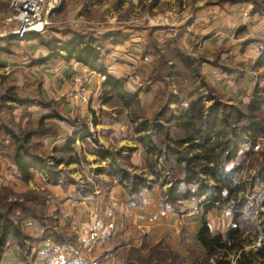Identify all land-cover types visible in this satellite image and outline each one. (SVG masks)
I'll return each mask as SVG.
<instances>
[{"label": "crops", "instance_id": "1", "mask_svg": "<svg viewBox=\"0 0 264 264\" xmlns=\"http://www.w3.org/2000/svg\"><path fill=\"white\" fill-rule=\"evenodd\" d=\"M105 2L61 0L45 33H30L27 39L19 40L14 33V23L10 21L9 0H0V73L12 72V83L16 87H11L13 91L22 98L33 100L30 103L10 100L27 110L30 126L37 130L32 142L38 150L52 153L76 136L73 147L78 152L77 158L61 164L67 168L68 175L63 178L65 185L47 183L41 173L30 181L32 188L50 191L54 198L49 211L56 213L58 231L68 238L59 242L42 241L33 246L29 258H34L38 252L34 264H121L120 255L124 249L142 247L150 239L157 243L167 235L175 237L176 241L183 225L187 228L186 240L204 250L196 237L200 228L198 212L180 214L164 210L159 186L146 192L140 204L130 200L127 187L117 177L111 181L113 185L96 187L88 195L75 192L78 184L94 177L97 168L113 164L111 157L102 152L109 150V142L79 137L84 128L96 132L102 130L99 115L108 109L100 97L105 77L103 71L90 69L74 57L65 59V51L61 52L62 57H51L50 49L41 40L70 39L76 32H92L95 36L118 30L126 32L128 39L110 47L105 71L125 78L127 87L139 94L152 70L140 44L143 32L129 29L110 17L107 23L89 17L97 8L105 11ZM253 8L250 3H236L227 9L204 10L196 20L193 32L187 33L182 40L185 47L192 48L194 39H205L203 52L208 55L205 59L208 61L202 63V72L225 99L233 102L246 101L256 84L264 88V15ZM209 56L214 57V61ZM227 58L230 62H222ZM211 62H219V66ZM40 100L53 102L54 108L40 104ZM262 108L264 111V102ZM93 112L99 118L95 126L91 120ZM102 177L109 179L106 173ZM96 222L109 229L93 241L90 233ZM31 224L34 227L31 236L40 238L44 229L39 222ZM211 228L213 232L228 229L227 226ZM2 264H24L18 244L6 249Z\"/></svg>", "mask_w": 264, "mask_h": 264}, {"label": "trees", "instance_id": "2", "mask_svg": "<svg viewBox=\"0 0 264 264\" xmlns=\"http://www.w3.org/2000/svg\"><path fill=\"white\" fill-rule=\"evenodd\" d=\"M250 4L254 11L264 15L263 5L257 1ZM126 39L128 34L118 30L99 36L92 32H76L70 39L41 40L50 49L51 57H62L61 52L65 51V59L74 57L90 69L103 71L105 79L100 90L102 103L117 115L113 119L120 120L121 117L133 128L155 181L152 184V179L145 173L137 174L127 170L110 150H100L111 157L113 164L97 168L96 179L104 173L110 177L109 183L114 178H119L120 183L127 187L130 200L138 204L144 200L146 192L159 186L164 210L184 213L183 205L187 202L195 205L200 213V228L196 237L206 256L200 264H264V238L256 249H246L245 246L246 231L255 235L264 233V211L253 222L247 215L248 195L254 189V184H264V156L249 179V185L238 178L240 156L255 154L253 148L264 135V88L256 84L246 101H229L203 74L201 65L208 60L192 56L178 47L171 49L173 51H166L168 55L170 53L169 57L159 50V58L156 64L152 63L148 79L150 83L160 81L162 87L156 94L157 107L153 115L148 116L138 92L127 87L125 78H118L105 71L110 47L121 44ZM211 63L219 66L217 62ZM12 91L13 88H8L4 94L6 97L2 98L23 103L33 102L16 94L11 95ZM39 103L53 106V102L40 100ZM55 113L58 117L57 112ZM92 114L91 120L95 126L99 118L94 112ZM7 133L15 144L13 154H7V157L16 166L18 179L28 182L37 173H41L46 182L65 185L62 170L58 167L77 158L78 152L73 147L76 143L75 135L68 139L64 147L55 148L52 156L46 157L30 150L34 145L32 136L37 130L30 128L17 133L7 129ZM85 136L98 142L96 131L84 128L79 137ZM5 148L7 147L2 144L0 153L5 154ZM127 149L131 152L135 150ZM122 150L124 148L119 149V153ZM77 187L75 192L85 196L93 193L95 184L86 181ZM2 191L5 193L1 197L4 202L0 203V264L10 245H19L24 264H34L38 252L36 251L34 258H29L33 246L42 241L59 242L68 239L52 225L44 224L45 220L39 217L35 207L27 206L31 195L39 197L40 193L37 192L40 190L15 193L14 199L10 198L9 190ZM224 208L231 213L229 227L225 232H213L209 215L214 210ZM20 214L38 220L44 234L40 238H34L25 233L20 217L18 218ZM173 252L178 256L176 251ZM163 264L184 263L174 256Z\"/></svg>", "mask_w": 264, "mask_h": 264}, {"label": "rangeland", "instance_id": "3", "mask_svg": "<svg viewBox=\"0 0 264 264\" xmlns=\"http://www.w3.org/2000/svg\"><path fill=\"white\" fill-rule=\"evenodd\" d=\"M254 1H257L264 6V0H106L104 4L106 6L105 11H101L97 8V10L92 12L89 17L97 22L105 23L109 21L110 17L112 20H115V22L118 21V23H121V25H124L129 29H135L140 32L142 31L143 33L140 35V44L143 47V52H146L145 55H147V59L151 64H156V61L159 58V50H162V52L169 57L170 53L168 55L166 51H169L168 49H176L177 47L184 49L192 56L206 59L208 55L203 52L205 51L204 38L197 37L194 39V45L192 48L185 47L182 42L183 37L187 33L193 32L196 20L200 18L202 11L223 8L227 9L233 6L236 2L250 3ZM10 2L11 0H9V11L11 15ZM106 10H108V12ZM166 13L173 16L174 27H172V30L162 24L161 26H155L156 18ZM11 26H13V24H11ZM209 58L212 57L209 56ZM213 59L214 57L212 58V61H214ZM222 62L227 64L230 62V59H222ZM12 75V72H9L8 74L0 73V146L3 144V146L7 147L4 149L5 154L0 153V203L4 202L1 200V197L3 196L2 194L5 193L2 190H9L10 198L12 199H14L15 193L22 194L32 189L37 190V187L32 188L30 184V181H33L34 179L22 184L23 181L16 177V166L12 163L11 159L7 157V154H13L12 151L14 150L15 145L11 136L8 135L7 129H12L18 133L24 130L27 131L31 128L27 110L25 108L17 107L15 103L11 102L14 100L10 101L9 98H2L6 97L4 96L7 91H5V89H8L9 87L16 88L12 83L11 78H14ZM148 76L141 85L139 96L148 116H152L157 107L156 94L162 87V83L160 81L150 83ZM215 89L219 91L216 87ZM14 94L16 93L12 91L11 95ZM111 110L112 109L108 108L106 111L103 110L100 113L99 116L102 130L96 132V137L101 141L105 140L109 142L108 149L115 154L114 157L118 158L123 167L130 170L132 173H145L152 179L151 183L154 184V176L149 172L141 145L137 141L138 136L135 135L133 128L129 127L121 117L120 120L113 119V116L115 117L117 115ZM115 132L116 134H114ZM33 144L34 145L30 148L32 152L36 151L46 157L52 156L54 150L52 153H44L42 150L36 148L37 145L35 143ZM85 147L87 148V145ZM121 148H124V150L119 153L118 150ZM127 148H134L135 150L131 152ZM253 150L256 152L255 154H251L247 157L241 155L238 161L241 163L239 165L238 178L245 181L247 185H249L248 182L253 176L254 170L258 168L263 159L264 135L260 137ZM58 169L62 170V178L65 179L66 175H68L67 168H65L64 165H60ZM93 176L94 177H92L91 180H84L81 185L86 181L94 182L95 188H106L110 184L113 185V181L109 183L110 177L108 180H105L102 175L97 179L95 175ZM34 186L37 185L34 184ZM251 191L250 195H248L249 209H247V215L250 216L253 222L257 221L260 212L264 211V184L262 185L261 183L256 182L254 184V189ZM37 193H40L39 197L41 199H39L36 194L31 195L27 206L35 207L36 213L40 215L39 217L42 220H45L44 224H50L55 229L60 230L59 223L55 219L56 213L49 211L54 197L47 188L42 189ZM194 206L195 205L188 202L183 205L184 214L195 210L200 216L199 210ZM180 214L182 213L180 212ZM19 217L22 222V229L25 233L31 236V233H33L32 229H34L31 223L33 221L38 222V220L33 217L27 218L28 216L21 214L18 215V218ZM48 219H50L51 222ZM209 222L211 226L221 228L226 226L229 227L231 213L226 208L222 210H214L209 215ZM105 228L107 232L109 228ZM249 232L250 231L248 230L245 233L247 239L245 243L246 249H256L260 246L261 239L264 238V233L260 232V234L255 235L249 234ZM186 233L187 228L183 225L182 231L176 241L175 237L167 235L157 243L150 239L149 241L146 240L142 247L126 248L122 251V255H120L121 264H163L165 260L169 261L170 258L174 256L177 257L178 261L180 260V262L184 264H200L206 257L205 251L200 249L198 245L186 240ZM173 251H176L178 256H176Z\"/></svg>", "mask_w": 264, "mask_h": 264}, {"label": "built area", "instance_id": "4", "mask_svg": "<svg viewBox=\"0 0 264 264\" xmlns=\"http://www.w3.org/2000/svg\"><path fill=\"white\" fill-rule=\"evenodd\" d=\"M61 0H11L10 21L15 24L14 33L19 40H25L30 33L43 34L52 24L50 17L59 8ZM155 26H167L172 30L173 16L163 14L155 20ZM261 39V36H256ZM106 228L98 222L91 228V240L96 241Z\"/></svg>", "mask_w": 264, "mask_h": 264}]
</instances>
